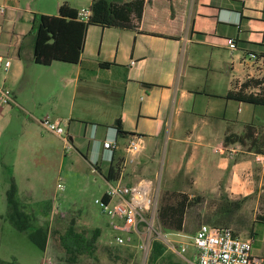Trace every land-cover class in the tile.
<instances>
[{
  "label": "crops",
  "instance_id": "crops-1",
  "mask_svg": "<svg viewBox=\"0 0 264 264\" xmlns=\"http://www.w3.org/2000/svg\"><path fill=\"white\" fill-rule=\"evenodd\" d=\"M65 1L79 10L91 2ZM36 2L39 8L33 0H0L5 6L0 54L12 59L10 69L0 72V81L15 97L6 104L10 116L3 110L0 114V132L13 120L17 106L30 115L34 142L28 148L44 151L45 158L51 150L59 153L54 136L62 140L41 122L51 116L62 119L84 159L104 178L117 157L128 182L160 178L164 165L165 189L216 199L206 209V220L210 216V223L231 226L252 239L253 253L264 264V152L249 141L224 142L229 129L242 133L246 123L264 125V111L256 114L264 104L227 94L248 77L264 75L262 60L248 54L264 51V0H183L176 16L152 0L139 26L145 30L90 25L80 60L71 62L70 73L59 79L73 84L69 105L62 91L58 101L47 102L58 79L45 66L61 60H34V15L58 14L63 2ZM23 12H30L25 18L30 26ZM3 33L11 35L9 46L3 45ZM229 38L236 47L229 45ZM118 118L128 131L125 136L117 134ZM131 134L141 135L145 147L135 161L124 164ZM107 138L118 141L112 151L103 145ZM64 154L62 144L61 161Z\"/></svg>",
  "mask_w": 264,
  "mask_h": 264
},
{
  "label": "rangeland",
  "instance_id": "rangeland-1",
  "mask_svg": "<svg viewBox=\"0 0 264 264\" xmlns=\"http://www.w3.org/2000/svg\"><path fill=\"white\" fill-rule=\"evenodd\" d=\"M36 1L33 0V6L39 8ZM46 1L51 3L52 6L57 3V0ZM69 1L73 4H88L91 0ZM61 2H65V0H61ZM29 14L30 12H23L26 25L30 26L31 21L25 19ZM2 17L3 13L0 11V21ZM10 39L11 35L9 33L2 34L4 46H9ZM58 63L61 64L45 66L47 71L52 72L53 78L58 79L56 91L55 93H49L47 102L52 103L55 99L58 101L59 94L62 91L64 94L62 97L67 99L69 105L73 84L67 83L65 85L59 79H61V76L70 73L73 64L62 61ZM260 71L261 74H264L263 69ZM6 104L0 101V114L3 110L8 118L10 110H7ZM62 107V104H60V107L58 106V108ZM259 107L263 108L257 109L256 114L262 116L264 106L260 105ZM12 111L14 112L13 120L5 131L0 132V264H3L4 261H15L13 264H69L62 258L63 253L57 249L51 238L47 248L43 250L31 240L26 231L18 229L9 220L7 189L12 181L17 185L18 199L33 217L34 224L31 228L42 224L47 225L52 230L58 222L68 223L70 221H75L79 228L99 226L102 228L99 237L100 245L102 247L110 245L108 241L113 229L109 224L108 217L103 213L101 204V197L106 190L107 180L93 171L92 165L84 159L77 145L79 144L78 141L74 143L71 150L67 151V154H64L67 155L65 161L60 160L63 140H60L57 136H54V141L57 142L59 153L51 150L45 158L44 154L46 153L44 151H31L28 146L34 142V138L31 132L32 125L28 124L30 115L21 111L17 106H13ZM19 113L21 116H19ZM105 168L107 169V166ZM164 172L163 165L160 174L159 207L165 203H176L183 197V192L178 191L176 187L165 189L163 183L165 180ZM59 176L62 178L60 179ZM59 181L63 183V188L58 186ZM188 197L184 226L181 229L184 235L181 238L190 242L189 235L193 234L202 222L207 221L206 213L208 212H206V209L216 202V199L205 198L202 195L193 197L188 195ZM159 223L164 230H171L164 227L161 221ZM111 247L117 255L126 257L127 260L113 259L107 252L100 251L97 257L86 258L83 264H147L148 255L144 256L143 251L137 245V241L129 245H111ZM166 247L158 264H190L183 257L169 249L167 245ZM193 252L194 246L189 243L186 253L192 256Z\"/></svg>",
  "mask_w": 264,
  "mask_h": 264
},
{
  "label": "trees",
  "instance_id": "trees-1",
  "mask_svg": "<svg viewBox=\"0 0 264 264\" xmlns=\"http://www.w3.org/2000/svg\"><path fill=\"white\" fill-rule=\"evenodd\" d=\"M150 1L152 0H91L89 4L90 14L86 20L80 19L79 9L67 1L60 4L58 14H35L33 21L37 23V26L34 32V60L41 64H50L54 60L78 62L84 50L87 30L93 24L102 27L114 26L129 29L138 28L139 31L145 30H141L139 26L147 3ZM159 1L163 7L170 10L172 16H176L183 0ZM134 17L139 20L137 24L133 19ZM248 54L255 59H261L264 64V51L252 50ZM109 63L103 62V64ZM227 94L239 100L264 104V75L248 77L238 87L230 89ZM114 126L119 136L127 135L128 131L123 128L120 118L115 121ZM258 127L259 130L257 131ZM262 127L264 125H256L250 122L245 124L242 133L229 129L225 134L224 142L225 144L240 142L245 145L249 141L250 144L255 145L257 152H264V130ZM121 171L122 159L117 157L105 173V178L107 180L116 179L120 176ZM188 198L187 193L183 192V197L176 203H165L159 207V221L164 227L171 230L183 229ZM7 201V214L13 225L22 231H26L31 240L43 250L47 248L51 238L57 249L63 253L62 258L69 264H83L86 258L97 257L100 251L107 252L113 259L127 260L126 257L117 255L111 245H104L103 247L100 245L99 237L102 228L99 226L79 228L75 221H70L68 223L58 222L52 230L47 225L42 224L31 228L34 224L33 217L18 199L17 185L14 181L7 189ZM210 218L209 216L208 219L210 220ZM208 219L206 222H209ZM166 248L164 241L155 238L148 254L147 264H158ZM13 263L15 261H4L3 264Z\"/></svg>",
  "mask_w": 264,
  "mask_h": 264
},
{
  "label": "built area",
  "instance_id": "built-area-1",
  "mask_svg": "<svg viewBox=\"0 0 264 264\" xmlns=\"http://www.w3.org/2000/svg\"><path fill=\"white\" fill-rule=\"evenodd\" d=\"M5 12V6L0 5ZM90 14L89 6L79 10V18L86 20ZM231 47H236L233 38L228 39ZM131 63H135L132 59ZM12 65L10 56L0 54V71H7ZM0 101L12 104L15 101L12 88L0 82ZM41 122L46 129L53 131L63 140L64 151L67 153L74 143L61 118L45 116ZM105 148L114 150L118 146L116 138L103 141ZM145 147L144 138L133 134L126 144L127 158L124 164L136 160ZM61 179L62 177L59 176ZM63 188V183L58 182ZM160 178L142 176L136 181L128 182L122 174L116 179H108L104 194L101 197L103 213L108 217L113 229L108 243L110 245H129L137 241L138 247L146 257L155 238L164 241L169 249L183 257L190 264H261V259L253 253V241L235 233L233 227L202 222L191 241L181 238V230H164L159 223ZM194 246L192 256L186 252L188 244Z\"/></svg>",
  "mask_w": 264,
  "mask_h": 264
}]
</instances>
